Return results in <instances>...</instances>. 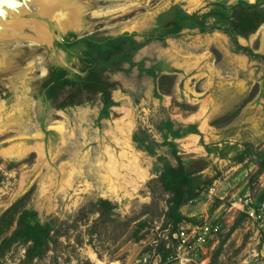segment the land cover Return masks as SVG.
Wrapping results in <instances>:
<instances>
[{"label": "rangeland", "instance_id": "1", "mask_svg": "<svg viewBox=\"0 0 264 264\" xmlns=\"http://www.w3.org/2000/svg\"><path fill=\"white\" fill-rule=\"evenodd\" d=\"M55 3L77 31L51 28L53 49L28 25L0 41V264H136L167 250L176 213L221 227L189 264H264L242 211L264 205V61L211 31L264 0ZM236 39L264 57V24Z\"/></svg>", "mask_w": 264, "mask_h": 264}, {"label": "bare ground", "instance_id": "2", "mask_svg": "<svg viewBox=\"0 0 264 264\" xmlns=\"http://www.w3.org/2000/svg\"><path fill=\"white\" fill-rule=\"evenodd\" d=\"M12 7L4 8V15L11 20L10 25L0 17V41L18 36L21 28L28 25L38 33L41 42L54 48L53 36L50 29L57 30L58 41L68 32H76V14L71 9L64 8L60 3L51 4L53 0H17ZM56 5V6H54ZM32 6L39 7L38 13H33ZM4 20V21H3ZM64 90V89H63ZM141 176V175H140Z\"/></svg>", "mask_w": 264, "mask_h": 264}, {"label": "built area", "instance_id": "3", "mask_svg": "<svg viewBox=\"0 0 264 264\" xmlns=\"http://www.w3.org/2000/svg\"><path fill=\"white\" fill-rule=\"evenodd\" d=\"M244 213L254 227L264 232V205H247ZM220 231L218 224L210 223L206 218L199 219L196 224L172 235L166 250L170 251V256L166 260L162 255L146 254L136 264H189L192 261L190 256L203 253Z\"/></svg>", "mask_w": 264, "mask_h": 264}, {"label": "trees", "instance_id": "4", "mask_svg": "<svg viewBox=\"0 0 264 264\" xmlns=\"http://www.w3.org/2000/svg\"><path fill=\"white\" fill-rule=\"evenodd\" d=\"M234 15H235V21L233 23L232 30H229V29H223L222 30L220 28H214L211 31L219 30V31L223 32L224 34L228 35L231 38V41L234 44V46L236 47L237 51H240L243 54H246L247 56H249L251 58L261 59L264 61V57L254 54L251 50H249L247 48L241 47L238 44L237 39H236V36H247V35H250V34L256 32L260 28V26H262L264 24V16L261 13L251 12L250 10H248V11L247 10L246 11H237L234 13ZM185 21L196 22L194 16L184 15L180 19L178 26L173 27L170 30V32L167 34L175 35V34L179 33L180 29L182 28V24ZM158 40L163 41V38L161 37ZM172 173H174V175H176V173L174 171H172ZM177 183L179 184L180 187H188L189 190H193L191 180L188 177H185V176L178 177ZM179 206H180V203H177V205L175 207V211H177ZM14 208L15 207H13L11 210H9V212H13ZM173 217L175 218V224H180L183 221H190L189 219L183 217L179 213L174 214ZM21 221H22V218L20 217L18 222H17V224L19 223V226L21 225ZM37 227H38L37 224L31 225V224H29V222H26V228H25L26 231L22 234L18 233L16 235L20 239H22L23 243H31L32 244L31 252L35 253L36 255H39L38 250L42 251L41 249H43L42 245L44 242V238L42 235L38 234V232L41 230V228H39V227L37 228ZM162 256H163V259L166 260L170 256V251H165L162 254Z\"/></svg>", "mask_w": 264, "mask_h": 264}, {"label": "water", "instance_id": "5", "mask_svg": "<svg viewBox=\"0 0 264 264\" xmlns=\"http://www.w3.org/2000/svg\"><path fill=\"white\" fill-rule=\"evenodd\" d=\"M14 2H18L17 0H0V17L3 16L4 17V22L7 23V24H11L13 22L10 23V19H9V16L8 15H4L3 13V9L4 8H9V7H12V5H15Z\"/></svg>", "mask_w": 264, "mask_h": 264}, {"label": "crops", "instance_id": "6", "mask_svg": "<svg viewBox=\"0 0 264 264\" xmlns=\"http://www.w3.org/2000/svg\"><path fill=\"white\" fill-rule=\"evenodd\" d=\"M199 209V207L193 208L191 211H195ZM245 207L243 206L242 211L244 212ZM190 220V219H189ZM199 220H190L187 221V223H185V227H180V229H185V228H189L190 226H192L193 224H196ZM212 223V222H211ZM215 224H218L217 222H213ZM219 225V224H218Z\"/></svg>", "mask_w": 264, "mask_h": 264}]
</instances>
